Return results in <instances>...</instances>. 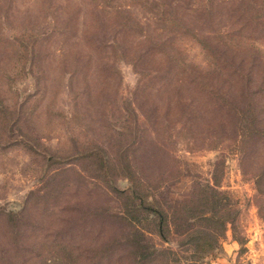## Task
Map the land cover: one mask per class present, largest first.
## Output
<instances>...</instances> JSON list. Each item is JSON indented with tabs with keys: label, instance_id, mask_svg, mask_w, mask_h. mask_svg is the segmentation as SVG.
I'll return each instance as SVG.
<instances>
[{
	"label": "rangeland",
	"instance_id": "1",
	"mask_svg": "<svg viewBox=\"0 0 264 264\" xmlns=\"http://www.w3.org/2000/svg\"><path fill=\"white\" fill-rule=\"evenodd\" d=\"M164 1L209 69L194 34L234 28L241 0ZM131 6L143 33L94 0H0V264H264V153L189 124L192 86L145 55L160 19Z\"/></svg>",
	"mask_w": 264,
	"mask_h": 264
},
{
	"label": "trees",
	"instance_id": "2",
	"mask_svg": "<svg viewBox=\"0 0 264 264\" xmlns=\"http://www.w3.org/2000/svg\"><path fill=\"white\" fill-rule=\"evenodd\" d=\"M94 1L100 12L107 19L116 20L125 32L144 31L140 21L137 23L127 15L131 5H140L151 14L150 18L160 19L162 27L145 34L154 44L145 55L168 54L170 59L163 70L164 78L192 86L195 94L182 105L189 124H201L213 114L210 125L218 130V138L231 139L245 157H261L264 153V50L257 43L264 40V0H241L233 4L232 10L240 18L234 22V28L220 29L211 38L194 34L211 61L209 69L185 61L179 46L173 42L178 36L194 33L186 22L179 21L172 10L173 1ZM141 205L151 209L144 206L143 199ZM153 212L159 216V231L163 236L164 215L156 209Z\"/></svg>",
	"mask_w": 264,
	"mask_h": 264
},
{
	"label": "crops",
	"instance_id": "3",
	"mask_svg": "<svg viewBox=\"0 0 264 264\" xmlns=\"http://www.w3.org/2000/svg\"><path fill=\"white\" fill-rule=\"evenodd\" d=\"M231 254H224L221 257L216 258L213 260L212 264H232L231 263Z\"/></svg>",
	"mask_w": 264,
	"mask_h": 264
}]
</instances>
